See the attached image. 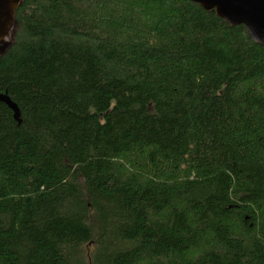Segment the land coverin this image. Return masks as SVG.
Here are the masks:
<instances>
[{
	"label": "trees",
	"instance_id": "obj_1",
	"mask_svg": "<svg viewBox=\"0 0 264 264\" xmlns=\"http://www.w3.org/2000/svg\"><path fill=\"white\" fill-rule=\"evenodd\" d=\"M0 95V264H264V45L243 24L23 0Z\"/></svg>",
	"mask_w": 264,
	"mask_h": 264
},
{
	"label": "water",
	"instance_id": "obj_2",
	"mask_svg": "<svg viewBox=\"0 0 264 264\" xmlns=\"http://www.w3.org/2000/svg\"><path fill=\"white\" fill-rule=\"evenodd\" d=\"M23 0H0V53L11 42L14 10ZM215 13L229 25L243 24L249 38L264 45V0H191ZM7 40V41H6ZM0 100L16 111L4 95Z\"/></svg>",
	"mask_w": 264,
	"mask_h": 264
},
{
	"label": "rangeland",
	"instance_id": "obj_3",
	"mask_svg": "<svg viewBox=\"0 0 264 264\" xmlns=\"http://www.w3.org/2000/svg\"><path fill=\"white\" fill-rule=\"evenodd\" d=\"M7 41V40H6Z\"/></svg>",
	"mask_w": 264,
	"mask_h": 264
}]
</instances>
